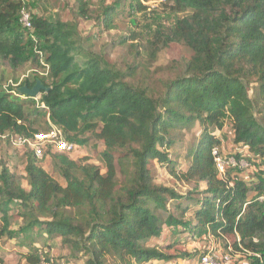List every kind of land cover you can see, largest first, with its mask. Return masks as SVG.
<instances>
[{
	"label": "trees",
	"instance_id": "1",
	"mask_svg": "<svg viewBox=\"0 0 264 264\" xmlns=\"http://www.w3.org/2000/svg\"><path fill=\"white\" fill-rule=\"evenodd\" d=\"M168 3L186 16L175 27L156 31L149 47L152 58L171 44L188 47L193 56L153 90L137 81V67L123 71L86 47L76 23L32 19L36 42L27 39L17 26L22 1L0 0V60L13 72L30 62L42 70L19 87L33 88L40 80L50 88L37 106L35 99L12 93L16 88L0 86V136L33 137L40 132L34 129L38 117L48 115L69 142H82L86 135L103 142L106 167L103 174L97 166L46 152L66 183L62 186L27 150L28 190L7 168L0 172L1 235H16L9 214L18 207L24 240L36 234L57 237L84 264L192 258L191 253L168 254L175 242L154 245L165 228L192 236L204 232L220 242L234 237L227 249L245 257L246 264H264V204L256 201L264 196V0ZM76 4L86 18L87 1ZM112 17L107 9V30L114 29ZM125 44V39L119 43ZM35 50L44 54L47 76L39 74L43 67ZM227 123L234 143L245 145L258 161L251 187L242 177H231L235 170L222 179L216 169L212 151L221 149V140L212 130L222 132ZM196 125L199 138L184 157L186 169L178 170L168 150ZM153 162L165 165L182 184L204 185L200 198L157 185ZM28 248L22 264H42L35 245ZM0 264H5L1 258Z\"/></svg>",
	"mask_w": 264,
	"mask_h": 264
},
{
	"label": "rangeland",
	"instance_id": "2",
	"mask_svg": "<svg viewBox=\"0 0 264 264\" xmlns=\"http://www.w3.org/2000/svg\"><path fill=\"white\" fill-rule=\"evenodd\" d=\"M32 19H47L50 22L62 20L64 22L76 23L86 47H89L94 53L105 56L110 65L116 66L123 71L129 67H137V81L143 85L150 84V88L155 90L158 87V81L173 76L174 70L180 65L188 62L193 56L192 51L180 44H171L159 52L155 59L150 53V43L152 42L156 31L161 27L173 28L183 19L186 14L173 12L169 6L141 12L137 7L141 4L140 0H86L89 4V13L86 18L80 17L77 9L76 0H23ZM111 9L113 13L114 29L107 30L103 23L104 13ZM17 26L24 33L27 39L31 34L23 29L18 20ZM125 39V45L119 43ZM177 63V64H176ZM38 66L28 63L23 69L13 72L6 62L0 60V86L5 89L7 84L19 83L26 78H32ZM252 95V92H250ZM54 124L49 116H40L34 129L40 132H46ZM49 129V130H50ZM221 140V152L225 156H237L239 161L245 164L242 171L230 172L231 177L241 178L251 187L258 174V162L252 160L253 154L243 144L234 143V133L231 123H227L222 132L212 130ZM201 128L196 125L191 131L185 132L179 142L175 143L168 154L176 163V169L184 171L186 169L185 155L198 140ZM105 150L103 142L96 140L91 135H86L82 142L77 143V149L73 154L68 155L73 161L80 165H94L100 168L103 174L106 173L105 164L101 161V154ZM27 149H17L8 141L0 140V172L2 168H7L13 173L22 187L29 189L26 181L25 166L27 163L25 153ZM49 154L57 153L51 147L46 150ZM249 160V161H248ZM41 166L62 186L65 181L59 175L51 157L45 154L40 160ZM121 178L120 175H118ZM152 176L157 185L174 188L182 194L194 192L196 198H200V193L205 188L202 184H182L170 175L165 165L158 162L152 163ZM237 176V177H236ZM196 189L198 191H196ZM19 208L14 207L10 212V231L16 232L14 237L1 235L3 222L0 212V258L5 264H22L24 256L28 253V245H35L40 251L43 260L54 262V264H84L81 256L72 255L63 242L54 237L47 239L44 236H33L31 239L24 240L23 233L19 232L23 225V220L19 216ZM178 231H181L178 229ZM175 233V237L173 236ZM234 237H228L225 242L216 241L211 235L202 232L200 235L192 236L187 232L178 233L174 230L165 228L164 233L158 239L154 240V245L162 247L175 242L176 248L168 250L170 255H179L181 253L192 254L190 259L178 258L170 263L153 262L152 264H201V258L206 254H212L217 257L225 255L231 256V264H246L248 260L240 254L231 253L226 245H232Z\"/></svg>",
	"mask_w": 264,
	"mask_h": 264
},
{
	"label": "built area",
	"instance_id": "3",
	"mask_svg": "<svg viewBox=\"0 0 264 264\" xmlns=\"http://www.w3.org/2000/svg\"><path fill=\"white\" fill-rule=\"evenodd\" d=\"M23 3V9L19 15V21L23 29L30 34L33 31V24H32V17L31 15L25 11L26 7L24 5V1L21 0ZM141 4L149 11L153 9H157L160 7H163L168 4L169 0H140ZM33 39L36 42L35 35L33 36L31 34L30 39ZM36 51V54L38 55V58L41 62V65L43 67V72H39V74L47 76L50 70V67L48 64L45 62V57L43 52L41 51ZM38 72V71H35ZM23 81L15 84V83H10L7 84L5 89H8L10 87L16 88L15 91H12V93H17L16 90L17 88L21 85ZM37 102V106H39V98L35 99ZM43 109L48 110L44 104L41 105ZM0 140H5L8 141L11 146L17 148V149H27L31 151L36 158L40 161L44 158L46 154V150L48 147H51L54 151L57 153H62L65 155H70L73 154L76 149H77V144L74 142H69L64 133L63 130L58 127L53 125L51 129L47 132H39L36 133L33 137L27 138L24 136H13V135H2L0 136ZM214 163L216 166V169L219 172V176L224 179L226 178L227 174L229 171L232 170H241L245 168V164H243L242 161H239L236 157L232 156H225L221 153L220 149L215 148L212 151ZM257 202H260L264 204V196L257 197L256 198ZM231 253H233L231 247L228 249ZM43 259V258H42ZM231 256L230 255H225L223 257H217L212 254H206L201 258V264H231ZM42 264H53L52 262H47L43 260Z\"/></svg>",
	"mask_w": 264,
	"mask_h": 264
},
{
	"label": "water",
	"instance_id": "4",
	"mask_svg": "<svg viewBox=\"0 0 264 264\" xmlns=\"http://www.w3.org/2000/svg\"><path fill=\"white\" fill-rule=\"evenodd\" d=\"M50 88L46 87L40 80H38L33 88H29L26 84L16 90V92L26 98L36 99L43 93H48Z\"/></svg>",
	"mask_w": 264,
	"mask_h": 264
},
{
	"label": "clouds",
	"instance_id": "5",
	"mask_svg": "<svg viewBox=\"0 0 264 264\" xmlns=\"http://www.w3.org/2000/svg\"><path fill=\"white\" fill-rule=\"evenodd\" d=\"M166 6V5H165ZM147 8V7H146ZM25 85V84H24ZM23 86V85H22ZM18 88H20V87H18ZM17 88V89H18ZM16 95H19L18 93H16ZM19 96H21V95H19ZM41 97V96H40ZM40 97H38V98H40ZM21 98H23V99H25L26 97H23V96H21ZM33 99V98H32ZM37 99V98H36Z\"/></svg>",
	"mask_w": 264,
	"mask_h": 264
}]
</instances>
